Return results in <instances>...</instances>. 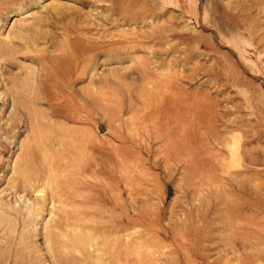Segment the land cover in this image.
<instances>
[{"label": "rangeland", "instance_id": "obj_1", "mask_svg": "<svg viewBox=\"0 0 264 264\" xmlns=\"http://www.w3.org/2000/svg\"><path fill=\"white\" fill-rule=\"evenodd\" d=\"M0 264H264V0H0Z\"/></svg>", "mask_w": 264, "mask_h": 264}]
</instances>
